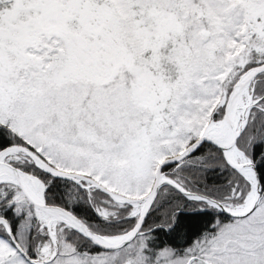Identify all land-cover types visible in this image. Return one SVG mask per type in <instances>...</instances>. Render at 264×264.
I'll return each instance as SVG.
<instances>
[{
	"label": "snow or ice",
	"instance_id": "obj_1",
	"mask_svg": "<svg viewBox=\"0 0 264 264\" xmlns=\"http://www.w3.org/2000/svg\"><path fill=\"white\" fill-rule=\"evenodd\" d=\"M0 264H264V0H0Z\"/></svg>",
	"mask_w": 264,
	"mask_h": 264
}]
</instances>
